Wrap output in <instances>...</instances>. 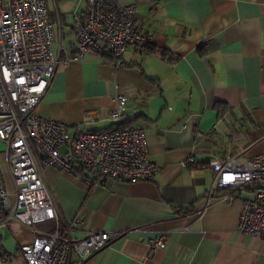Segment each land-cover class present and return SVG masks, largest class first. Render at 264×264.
I'll use <instances>...</instances> for the list:
<instances>
[{"label":"crops","instance_id":"obj_1","mask_svg":"<svg viewBox=\"0 0 264 264\" xmlns=\"http://www.w3.org/2000/svg\"><path fill=\"white\" fill-rule=\"evenodd\" d=\"M87 1L47 0L57 67L38 111L72 132L109 130L110 112L125 95L122 122L144 129L159 170L153 180L90 185L42 169L63 223L81 218L71 237L121 232L81 263L73 251L71 264H264V238L238 229L252 190L215 187L208 195L217 179L210 160L264 152V0H122L136 5L152 47L129 44L122 66L108 54H78L74 22L87 19ZM0 170L13 196L1 145ZM54 226L9 220L0 226V256L26 264L19 247ZM159 233L167 235L165 247L151 249Z\"/></svg>","mask_w":264,"mask_h":264},{"label":"built area","instance_id":"obj_2","mask_svg":"<svg viewBox=\"0 0 264 264\" xmlns=\"http://www.w3.org/2000/svg\"><path fill=\"white\" fill-rule=\"evenodd\" d=\"M137 7L122 0H88L87 19L74 22L78 54H108L124 65L129 44H151L136 22ZM56 41L47 0H0V143L4 146L11 192L0 170V226L15 219L27 227L54 221L52 231L37 232L31 243L19 247L26 264H71L72 252L80 263L103 249L120 231H86L71 237L81 218L64 224L41 171L54 167L80 175L87 184L108 185L113 180H153L158 165L148 155L146 134L141 127H122L127 97L119 95L110 112L115 125L103 131H71L65 121L44 117L38 111L57 67ZM170 60L171 56H165ZM62 147L65 150H62ZM187 164L194 162L187 159ZM215 187L249 188L238 229L264 238V152L246 160L214 157ZM227 195L221 196L226 197ZM165 233L149 240L151 249L164 248ZM0 235V251L2 248ZM0 263L7 264L0 256Z\"/></svg>","mask_w":264,"mask_h":264},{"label":"rangeland","instance_id":"obj_3","mask_svg":"<svg viewBox=\"0 0 264 264\" xmlns=\"http://www.w3.org/2000/svg\"><path fill=\"white\" fill-rule=\"evenodd\" d=\"M0 145L4 148V146L2 144H0ZM62 150H65V148L62 147ZM7 173L9 174L8 171H7ZM3 175H4V173H3ZM7 184H8L7 187L9 186V189H10L11 188V185L9 184V181L8 180H7ZM10 200H11L12 203H14L15 197L11 195L10 196ZM5 259L6 258H3L4 261H5ZM0 264H2V263H0ZM7 264H24V262L20 258H12V259H7Z\"/></svg>","mask_w":264,"mask_h":264},{"label":"trees","instance_id":"obj_4","mask_svg":"<svg viewBox=\"0 0 264 264\" xmlns=\"http://www.w3.org/2000/svg\"><path fill=\"white\" fill-rule=\"evenodd\" d=\"M145 49H146V50H150V49H152V47H151V45L149 44V45L145 46ZM120 126L124 127V126H126V125L122 122ZM219 189L226 190V189H230V188H219ZM2 254H3V253H2ZM3 258H6V257L3 256ZM6 260H7V258H6Z\"/></svg>","mask_w":264,"mask_h":264},{"label":"bare ground","instance_id":"obj_5","mask_svg":"<svg viewBox=\"0 0 264 264\" xmlns=\"http://www.w3.org/2000/svg\"><path fill=\"white\" fill-rule=\"evenodd\" d=\"M36 237V236H35Z\"/></svg>","mask_w":264,"mask_h":264}]
</instances>
